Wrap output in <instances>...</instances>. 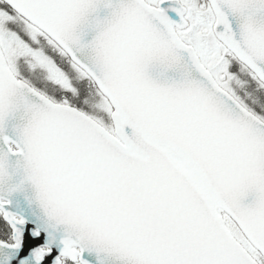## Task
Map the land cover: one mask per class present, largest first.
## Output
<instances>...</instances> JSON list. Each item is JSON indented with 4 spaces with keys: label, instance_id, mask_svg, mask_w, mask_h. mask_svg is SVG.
Listing matches in <instances>:
<instances>
[{
    "label": "snow or ice",
    "instance_id": "obj_1",
    "mask_svg": "<svg viewBox=\"0 0 264 264\" xmlns=\"http://www.w3.org/2000/svg\"><path fill=\"white\" fill-rule=\"evenodd\" d=\"M0 264H264V0H0Z\"/></svg>",
    "mask_w": 264,
    "mask_h": 264
}]
</instances>
